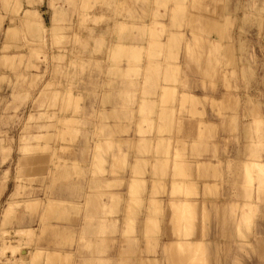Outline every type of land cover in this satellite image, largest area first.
Segmentation results:
<instances>
[{
  "label": "rangeland",
  "instance_id": "rangeland-1",
  "mask_svg": "<svg viewBox=\"0 0 264 264\" xmlns=\"http://www.w3.org/2000/svg\"><path fill=\"white\" fill-rule=\"evenodd\" d=\"M5 23L0 264H175L184 238L192 264H264V0H0ZM159 94L199 121L186 158L185 121L149 118Z\"/></svg>",
  "mask_w": 264,
  "mask_h": 264
},
{
  "label": "crops",
  "instance_id": "crops-1",
  "mask_svg": "<svg viewBox=\"0 0 264 264\" xmlns=\"http://www.w3.org/2000/svg\"><path fill=\"white\" fill-rule=\"evenodd\" d=\"M28 11H31V12H35L34 10H26V13ZM24 18V23L26 25H30L31 24V20L27 19L26 18V14L25 16L23 17ZM13 27H8V25L5 23L3 24L2 26H0V34L7 31V30H12ZM164 72L165 71H159V75H158V83L160 85V83L162 82L163 78H164ZM193 73V72H192ZM177 76V74H176ZM189 76V74H188ZM191 78V77H190ZM164 81V80H163ZM156 82V81H155ZM154 82V83H155ZM188 84L193 87L198 86L200 87L201 86V81L200 79H188ZM160 87H170V86H164V85H160ZM191 87V88H193ZM170 88H174L173 86H171ZM175 89V88H174ZM195 89V88H193ZM184 93H187V94H190L192 96H194L197 100L195 101H190L189 103H186L187 106L186 109L189 111L191 110V107L193 104H200L203 102L204 98L206 97H212L210 96L209 94L205 96L204 92L202 94H194V93H191V92H184ZM183 94V93H182ZM162 94H159L158 97H152V98H146L144 101L145 105L148 106V109L150 110L151 108H153V111L159 109L158 111H155L154 112V115L155 116H152V117H149L151 120H153L155 123H157V120H162V121H165L167 120V123L165 124V122H163L159 127L166 130V127H167V124H168V130L169 132L172 130V124L176 123L177 122V119H180V120H184V129H183V135L184 136V139H186V141H188V145L184 148V151H183V154H184V157L186 158L187 154L188 155H192V147L194 146V144H192V142L196 141V137L198 135V120L196 121H193L192 120V117H190L189 115H187L186 113H184L183 117L179 116V110L181 109L180 105L181 103L184 104V102L182 101V96H178V99L173 97V99L168 102L166 105L163 104V101H162ZM218 102V101H217ZM166 108L168 110H166V112H162L163 108ZM198 109V112L201 113L202 110H201V107H197ZM166 114V115H165ZM213 113L210 111V107H208L207 109V115L209 118L211 119H214V116L212 115ZM207 124V123H206ZM181 128V127H180ZM177 132H174V134L176 135V138H174V142L172 143L173 144V148H169L167 150V154L166 156H161L160 158V161L165 165L166 163H169V165H172L173 161H174V158H175V154L180 152V148L178 149L177 146L175 145L176 141H177ZM173 139V138H172ZM167 140H171V138H168ZM207 145V144H206ZM206 145H203L202 149L199 151H196L197 154H200L199 156L200 157H204L207 159V156L205 153L207 152L206 151ZM194 148V147H193ZM180 150V151H179ZM186 151V152H185ZM195 152V153H196ZM202 158H200V160H202ZM159 159V158H158ZM150 160V159H149ZM188 162V161H187ZM189 163V162H188ZM198 163H202V162H199ZM203 163H208L207 161L206 162H203ZM166 170V173L165 174H162V176H165L167 177L168 179L166 180H163L161 177L156 181L157 183H162V184H167L168 185V189H167V192H166V195H161L159 197H156V201L158 202H165L167 203L168 201H170V193H171V185L172 183L175 182V180L172 179V175H173V170H172V167L169 166V169L165 166ZM1 188H0V192H1ZM201 191H202V186H201ZM201 206V204H200ZM202 214V207H201V211H200V215ZM170 216H171V212H170Z\"/></svg>",
  "mask_w": 264,
  "mask_h": 264
},
{
  "label": "bare ground",
  "instance_id": "bare-ground-1",
  "mask_svg": "<svg viewBox=\"0 0 264 264\" xmlns=\"http://www.w3.org/2000/svg\"><path fill=\"white\" fill-rule=\"evenodd\" d=\"M34 15H35V12H31V11H28L27 13H26V18L27 19H29V20H31L32 21V18L34 17ZM186 202V201H185ZM189 202L190 201H187L186 203H184L183 202V205L185 204V205H188V208H189V210L187 209V208H185V210H184V212L182 211V207H181V209L179 208H177V206L175 207L176 209H175V211H178V213H175V211H172V216H173V213H174V217H175V220L173 219V222L175 221V222H177L178 223V221H176V218H177V220H179V219H181V216L183 215V216H185L186 214H192V216H193V212L195 211V210H193V206H191V204H189ZM194 202V201H193ZM55 203V202H54ZM54 203L53 202H50V203H48L47 205H49V206H47V210H48V214L50 215L51 213L50 212H52L55 208H57V206H56V204L54 205ZM195 203V202H194ZM35 204H38V203H35ZM31 206V205H30ZM179 206H181V205H179ZM31 207H33V206H31ZM34 207H35V205H34ZM178 209V210H177ZM187 209V210H186ZM204 210V209H203ZM191 211V212H190ZM204 212V211H203ZM188 214V215H189ZM203 214V213H202ZM9 216V215H8ZM190 216V215H189ZM189 216H188V218H187V220L189 219ZM194 216H195V214H194ZM187 217V216H186ZM247 217V216H246ZM192 218L193 217H191V221H192ZM172 219V218H171ZM187 220H186V224H187ZM195 220V219H194ZM194 220H193V223H194ZM182 221V220H181ZM189 220H188V225H189ZM184 223V222H183ZM180 224H181V222H180ZM175 225H176V223H175ZM184 225V224H183ZM188 225L186 226L187 228H188ZM179 225H177V227H178ZM189 226H191L192 227V222H191V224L189 225ZM173 227H176V226H174V223H173ZM184 227V226H183ZM191 227L189 228L190 229V231H191ZM187 228L185 229V227H184V233H185V231H186V233H188L189 231L187 230ZM180 229H181V227L179 228V230H177L179 233H180ZM193 229V228H192ZM181 233L183 234V238H184V236L186 235V234H184L183 233V231L181 230ZM193 233V232H192ZM178 234V233H177ZM189 235V237L191 236V234L190 233H188ZM179 235V234H178ZM180 236V235H179ZM182 238V237H181ZM186 238H184V240L182 239V240H180V241H177V242H175L174 244H172V246H171V248L170 249H172V254H174V259L172 260V262H175V264H192L193 263V261H194V259L196 260V251L198 250V246H195V245H197V242L196 243H194L193 241H191V240H188V238H187V240H185ZM199 245H200V243H198ZM197 247V248H196ZM171 251V250H170ZM43 254V252H41V251H38L36 254V256L35 257H32V258H34L36 261L38 260V259H41L42 258V254ZM48 253V252H47ZM183 253V254H182ZM46 254V253H45ZM172 256V255H171ZM51 258L52 260H54L55 259V257H57V255H54V253L52 254V253H50V255L48 256V258ZM194 257V258H193ZM51 259H49V260H51ZM197 263V262H196ZM199 263H201V261L199 262ZM199 263H197V264H199Z\"/></svg>",
  "mask_w": 264,
  "mask_h": 264
}]
</instances>
